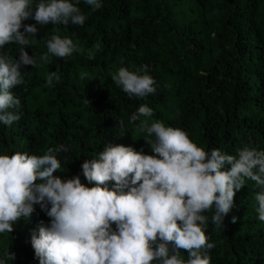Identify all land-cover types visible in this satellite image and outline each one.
<instances>
[{
    "label": "trees",
    "instance_id": "trees-1",
    "mask_svg": "<svg viewBox=\"0 0 264 264\" xmlns=\"http://www.w3.org/2000/svg\"><path fill=\"white\" fill-rule=\"evenodd\" d=\"M102 3L91 12L81 0L82 12H91L83 26L37 25L36 38L26 49L30 56L47 53L46 41L52 35L73 39L82 51L67 60L49 54L47 64L22 69L25 85L12 90L21 99V118L10 127L0 123V155H43L48 147L64 145L69 150L58 154L62 167L54 175L63 180L79 175L82 184L94 187L81 165L108 143L153 155L139 122H129L144 103L154 110L149 123L159 120L179 127L206 151L235 155L245 145L264 150V0ZM18 48L10 44L2 51L18 59ZM89 50L94 60L87 58ZM145 64L157 93L130 99L112 81V74L121 67L136 71ZM50 72L59 77L52 87L47 85ZM257 191L246 179L225 227L217 229L211 222L213 213H205L206 235L216 244L210 251L211 264H264V221L258 219ZM35 208L30 220L14 225V232L0 234V258L5 251L16 255L7 264H39L31 235L38 232L40 221L50 220L40 205ZM182 256L186 259L187 252Z\"/></svg>",
    "mask_w": 264,
    "mask_h": 264
},
{
    "label": "clouds",
    "instance_id": "clouds-1",
    "mask_svg": "<svg viewBox=\"0 0 264 264\" xmlns=\"http://www.w3.org/2000/svg\"><path fill=\"white\" fill-rule=\"evenodd\" d=\"M80 2L0 0L3 125L10 127L21 118V99L12 90L25 85L22 69L47 64L49 54L67 60L82 51L73 39L60 35L46 41L47 53L39 57L26 50L36 38L37 25L83 26L88 15L103 6L102 0H84L91 9L85 14ZM28 20L36 24H25ZM10 44L19 46L18 59L2 51ZM87 58L95 59L92 50ZM150 70L147 64L136 71L121 67L111 79L130 99L143 100L157 93ZM54 79H59L57 73L50 72L49 87ZM153 116L154 110L144 103L129 118L130 123L139 122L153 155L108 143L81 165L83 176L95 184L91 188L79 175L67 180L54 175L62 167L58 154L69 150L64 145L48 147L43 155H0V234L14 232V225L30 220L35 205H40L50 223L40 221L38 232L31 235L39 264H211L210 251L216 244L206 235L205 213H213L211 222L217 229L225 227L246 179L259 189L255 200L258 219L264 221V150L245 145L235 155L206 151L179 127L159 120L149 123ZM119 123L123 129L124 121ZM15 259V253L5 251L0 264Z\"/></svg>",
    "mask_w": 264,
    "mask_h": 264
}]
</instances>
